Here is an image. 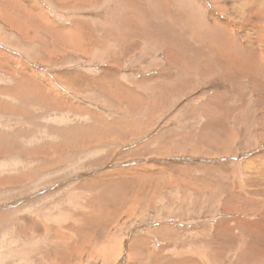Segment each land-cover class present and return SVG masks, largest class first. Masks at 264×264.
Here are the masks:
<instances>
[{
  "label": "rangeland",
  "instance_id": "374dc122",
  "mask_svg": "<svg viewBox=\"0 0 264 264\" xmlns=\"http://www.w3.org/2000/svg\"><path fill=\"white\" fill-rule=\"evenodd\" d=\"M258 1L0 0V264H264Z\"/></svg>",
  "mask_w": 264,
  "mask_h": 264
},
{
  "label": "bare ground",
  "instance_id": "6f19581e",
  "mask_svg": "<svg viewBox=\"0 0 264 264\" xmlns=\"http://www.w3.org/2000/svg\"><path fill=\"white\" fill-rule=\"evenodd\" d=\"M227 1V0H226ZM236 1V0H235ZM262 1V0H261ZM213 2V1H212ZM241 2V1H240ZM257 2H259L258 0H257ZM227 4H229V3H227ZM233 4V3H232ZM241 4H244V3H241ZM226 5V4H225ZM257 5V4H256ZM259 5V4H258ZM233 6V5H232ZM241 6V5H240ZM242 7V6H241ZM240 7V8H241ZM257 7V6H256ZM260 7V6H259ZM263 6H261L260 8H262ZM231 8V7H230ZM239 8V9H240ZM245 8V7H244ZM259 8V9H260ZM247 9V8H246ZM225 10H227V9H225ZM241 10H242V8H241ZM241 10H239V11H241ZM243 11V10H242ZM254 11V10H253ZM239 13H241V12H239ZM247 13V12H246ZM239 16H241V15H239ZM262 16H264V9H262V10H260V11H258V10H256V15H254L252 18L253 19H255V22H257L258 21V19H260ZM251 17V16H250ZM251 18V19H252ZM202 24V23H201ZM243 24V23H242ZM241 24V25H242ZM248 24H249V21H248ZM257 24V23H256ZM219 26H221V25H219ZM244 26H245V24H244ZM246 26H247V24H246ZM245 26V27H246ZM251 26V25H250ZM256 26V25H255ZM258 27V26H257ZM262 27H263V25H262ZM47 28V27H46ZM252 28V27H251ZM198 29H199V27H198ZM241 29V28H240ZM250 29V28H249ZM253 29V28H252ZM259 30L261 29V28H258ZM245 30V29H244ZM251 30V29H250ZM54 31V30H53ZM199 31V30H198ZM202 32V31H201ZM231 32V31H230ZM243 32H245V31H243ZM253 32H254V30H253ZM264 32V31H263ZM207 33V32H206ZM251 33V32H250ZM255 33H257V32H255ZM245 34V33H244ZM243 34V35H244ZM249 34V33H248ZM254 34V33H253ZM259 34V33H258ZM232 35V34H231ZM237 35V34H236ZM241 35H242V33H241ZM254 35H256V34H254ZM264 35V34H263ZM253 36V35H252ZM251 35L249 36L250 38L252 37ZM245 37V36H244ZM264 37V36H263ZM261 38V37H260ZM234 39V38H233ZM243 39V38H242ZM245 39V38H244ZM243 39V40H244ZM247 39V38H246ZM246 39H245V42H246ZM59 40V39H58ZM235 40V39H234ZM252 40L254 41L255 39H253L252 38ZM252 40H251V42H252ZM257 41H259V36H258V39H256ZM261 40V39H260ZM231 42V41H230ZM239 43V42H238ZM248 43V42H247ZM253 43H255V42H253ZM259 43H260V41H259ZM258 42H257V44H259ZM235 44V43H234ZM251 44V43H250ZM232 45V44H231ZM236 45V44H235ZM242 45V44H241ZM241 45H238V46H241ZM248 45V44H247ZM251 45H254V47H256L255 46V44H251ZM233 46V45H232ZM232 46H230V44H229V51H231V47ZM245 46V45H244ZM236 47H237V45H236ZM246 47V46H245ZM244 48V47H243ZM253 48V46L251 47V49ZM255 49V48H254ZM257 49V48H256ZM233 50H235V49H233ZM232 50V51H233ZM253 50V49H252ZM236 53H239V52H236ZM242 53V52H241ZM260 53H262V51L260 52ZM263 53H264V51H263ZM243 54H244V52H243ZM243 54H241L242 55V57L244 58V60H245V58L247 59V57L249 58V59H251V58H253V55H252V57L251 56H249V55H243ZM230 55V54H229ZM232 55H233V53H232ZM240 54H239V57L241 56ZM264 55V54H263ZM231 57V56H230ZM233 57V56H232ZM235 58H236V56H235ZM256 58V57H255ZM234 59V58H233ZM254 60V59H253ZM234 61V60H233ZM255 61V60H254ZM237 62V61H236ZM248 62V61H247ZM250 62V61H249ZM254 63V62H253ZM258 65H259V63H258ZM221 67V66H220ZM259 67V70L263 67H261L260 68V66H258ZM244 68V67H243ZM243 68H242V70H243ZM234 69V68H233ZM236 69V68H235ZM241 69V68H240ZM246 70V69H245ZM254 70V69H253ZM257 70V69H256ZM239 71V70H238ZM227 72V71H226ZM237 72V71H236ZM245 72V71H244ZM250 72V71H249ZM260 72H261V70H260ZM231 73V72H230ZM235 73V72H234ZM242 73V72H241ZM261 75H264V73L263 72H261ZM207 76V75H206ZM227 76V75H226ZM237 77V76H236ZM243 77H245L244 75H243ZM263 77V76H262ZM262 77H259L258 78V80L261 78L262 79ZM228 78V77H227ZM246 78H247V76H246ZM264 78V77H263ZM237 79H240V80H242V78H238L237 77ZM257 79V78H256ZM255 80V79H254ZM228 81V80H227ZM230 81V80H229ZM261 82V81H260ZM31 83V82H30ZM239 83H240V86H238V85H236L235 83H233L232 85H233V87L234 88H242V86H243V84H242V82L241 81H239ZM255 83V82H254ZM229 84H230V82H229ZM259 84H261V83H259ZM232 85H231V87H230V89L231 88H233L232 87ZM255 86V85H254ZM36 87V86H35ZM233 88V89H234ZM240 88V89H241ZM244 89H245V87H244ZM247 89V88H246ZM245 89V90H246ZM232 90V89H231ZM242 90V89H241ZM234 91H235V89H234ZM258 91V90H257ZM236 92H239V90L238 91H236ZM241 93H242V91H240ZM260 92H262V91H260ZM230 93L231 94H234V93H232L231 91H230ZM244 94L246 93V92H243ZM259 93V92H258ZM230 94V95H231ZM247 94V93H246ZM248 94H249V92H248ZM261 95H262V93H261ZM48 96V95H47ZM234 96V95H233ZM247 96V95H246ZM231 97H232V95H231ZM236 97V96H235ZM246 98H248V97H246ZM49 99V98H48ZM53 99V98H52ZM249 99V98H248ZM260 99V98H259ZM244 100V99H243ZM259 101V100H258ZM246 102V101H245ZM247 102H248V100H247ZM52 103V102H51ZM242 104V103H241ZM247 105V104H246ZM264 105V104H263ZM242 106V105H241ZM244 107V106H243ZM263 107V106H262ZM58 109V108H57ZM246 109V108H245ZM212 110V109H211ZM223 111V110H222ZM246 113V112H245ZM244 113V114H245ZM246 114H248V113H246ZM243 115V114H242ZM221 116V115H220ZM232 116V115H231ZM233 117V116H232ZM241 117H243V116H241ZM264 117V116H263ZM233 118H235V117H233ZM237 118V117H236ZM261 118V117H260ZM240 119V118H239ZM244 119V118H243ZM238 120V119H237ZM237 120L236 119H234V121H235V124H236V122H237ZM245 120V119H244ZM239 121V120H238ZM241 122V121H240ZM226 123V122H225ZM219 125H220V123H219ZM226 125V124H225ZM221 126V125H220ZM230 127V126H229ZM224 128V127H223ZM225 128H226V126H225ZM207 129V128H206ZM214 128H212V130H213ZM217 130V129H216ZM227 130V129H226ZM204 131H206V130H204ZM210 131V130H209ZM221 132V131H220ZM220 132H218V133H220ZM232 132V131H231ZM224 133H225V131H224ZM227 134V133H226ZM220 135V134H219ZM226 136V135H225ZM220 137H222V136H220ZM219 137V138H220ZM216 138H217V136H216ZM227 138V137H226ZM214 139H215V137H214ZM221 139H223V137L221 138ZM219 139L217 138V141H218ZM224 140V139H223ZM226 140V139H225ZM224 140V141H225ZM215 141H216V139H215ZM227 141H228V138H227ZM220 142H222V141H219V143ZM226 142V141H225ZM224 143V142H223ZM222 146V145H221ZM218 147V146H217ZM224 147V146H223ZM222 150V149H221ZM220 150V151H221ZM228 150V149H227ZM258 167V166H257ZM258 172H259V170H257ZM260 173V172H259ZM243 174V173H242ZM261 174V173H260ZM262 174H263V172H262ZM261 174V175H262ZM263 176V175H262ZM264 178V177H263ZM262 179V178H261ZM263 182H264V180H263ZM261 184H263L262 182H261ZM241 187V186H240ZM256 193V192H255ZM262 193V192H261ZM264 194V193H263ZM262 194V195H263ZM215 196H216V194H215ZM220 197V196H219ZM240 201V200H239ZM264 201V200H263ZM253 202V201H252ZM239 203V202H238ZM246 203V202H245ZM233 205V204H232ZM255 205V204H254ZM264 205V203H262V206ZM256 207H258V206H256ZM261 207V206H260ZM231 208V207H230ZM236 208V207H235ZM243 208H245L244 206H243ZM247 208V207H246ZM248 209V208H247ZM237 210V209H236ZM264 211V210H263ZM263 218V217H262ZM257 226V225H256ZM264 227V226H263ZM239 238V237H238ZM249 243V242H248ZM242 245V244H241ZM245 248V247H244ZM235 251V250H234ZM254 251V250H253ZM247 254V253H246ZM255 255V254H254ZM249 263V262H248ZM259 263H260V261H259ZM261 264H263V262L261 263Z\"/></svg>",
  "mask_w": 264,
  "mask_h": 264
}]
</instances>
